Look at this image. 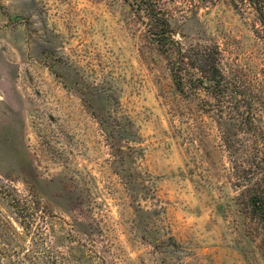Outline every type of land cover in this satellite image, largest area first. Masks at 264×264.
<instances>
[{
	"label": "rangeland",
	"instance_id": "1",
	"mask_svg": "<svg viewBox=\"0 0 264 264\" xmlns=\"http://www.w3.org/2000/svg\"><path fill=\"white\" fill-rule=\"evenodd\" d=\"M186 1L173 27L218 45L264 133L254 8ZM145 30L124 0H0V264H264L221 129L246 134L175 92Z\"/></svg>",
	"mask_w": 264,
	"mask_h": 264
},
{
	"label": "trees",
	"instance_id": "2",
	"mask_svg": "<svg viewBox=\"0 0 264 264\" xmlns=\"http://www.w3.org/2000/svg\"><path fill=\"white\" fill-rule=\"evenodd\" d=\"M142 19L145 38L166 61L175 92L183 98L191 93L207 95L202 106L214 111L220 124L233 125L246 136L234 138L228 128L221 129L227 150H245L233 161V174L242 186V203L247 213L260 223L264 240V133L252 116L249 102L241 111L236 104L230 82L221 69V52L217 44L187 41L173 27L171 4L178 0H124ZM186 1V0H185ZM209 0H187L191 6ZM264 28V0H247ZM201 106V107H202ZM228 121V122H227ZM248 151V152H247Z\"/></svg>",
	"mask_w": 264,
	"mask_h": 264
}]
</instances>
